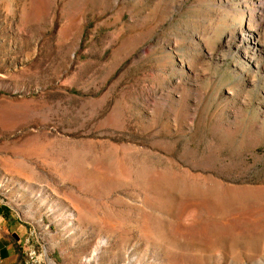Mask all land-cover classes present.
<instances>
[{"label": "rangeland", "instance_id": "rangeland-1", "mask_svg": "<svg viewBox=\"0 0 264 264\" xmlns=\"http://www.w3.org/2000/svg\"><path fill=\"white\" fill-rule=\"evenodd\" d=\"M0 242L264 264V0H0Z\"/></svg>", "mask_w": 264, "mask_h": 264}, {"label": "crops", "instance_id": "crops-1", "mask_svg": "<svg viewBox=\"0 0 264 264\" xmlns=\"http://www.w3.org/2000/svg\"><path fill=\"white\" fill-rule=\"evenodd\" d=\"M3 244L0 242V264L4 262L7 256H9V248L7 246H2Z\"/></svg>", "mask_w": 264, "mask_h": 264}, {"label": "water", "instance_id": "water-1", "mask_svg": "<svg viewBox=\"0 0 264 264\" xmlns=\"http://www.w3.org/2000/svg\"><path fill=\"white\" fill-rule=\"evenodd\" d=\"M17 238V237H16Z\"/></svg>", "mask_w": 264, "mask_h": 264}]
</instances>
